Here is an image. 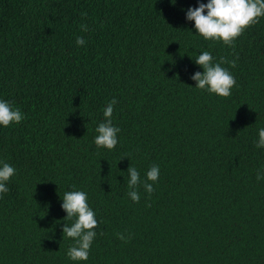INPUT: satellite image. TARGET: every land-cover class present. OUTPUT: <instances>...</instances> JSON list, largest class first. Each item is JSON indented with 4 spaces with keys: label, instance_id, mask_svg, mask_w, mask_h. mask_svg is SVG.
Instances as JSON below:
<instances>
[{
    "label": "trees",
    "instance_id": "1",
    "mask_svg": "<svg viewBox=\"0 0 264 264\" xmlns=\"http://www.w3.org/2000/svg\"><path fill=\"white\" fill-rule=\"evenodd\" d=\"M200 2L0 0V100L24 114L0 125V162L16 169L0 194V264H264V16L230 47L186 19ZM203 51L225 58L229 97L191 79ZM113 98L108 150L95 129ZM73 190L98 220L86 261L63 237Z\"/></svg>",
    "mask_w": 264,
    "mask_h": 264
},
{
    "label": "clouds",
    "instance_id": "2",
    "mask_svg": "<svg viewBox=\"0 0 264 264\" xmlns=\"http://www.w3.org/2000/svg\"><path fill=\"white\" fill-rule=\"evenodd\" d=\"M176 0H172L175 4ZM207 13L205 14V10ZM264 16V0H208V3L200 2L198 7H190L186 11V19L195 21V28L205 39L222 40L225 45L232 46L244 30L250 25L258 23V18ZM84 31H88L87 26H83ZM78 45L85 44L83 37H77ZM195 63L202 66L203 72L197 71L191 76L197 81L195 85L201 90L217 94L221 97H229L231 89L236 84L234 76L228 69L222 67L225 58L214 63V57L209 51H203L196 58ZM235 66V61H232ZM117 103L113 98L103 109L104 120L98 124L95 131V145L98 148L113 150L118 143L117 134L121 131L119 127L113 125L112 115L114 106ZM24 119V114L11 102L0 100V125L8 127L12 123L19 124ZM256 147H264V128L259 129V139ZM130 157V156H124ZM122 157L121 159H123ZM0 194L9 191L7 182L15 174L16 169L6 162H0ZM128 196L136 203L140 201V195L136 190L141 184L140 173L132 165L127 169ZM159 165H152L146 173V180L143 182L145 191L151 194L154 191L153 184L159 178ZM261 175L257 174V180ZM73 188L75 186L73 185ZM88 194L85 191H67L64 193L62 208L67 215L63 226V237L72 238L75 242L67 250V256L73 261H86L89 257L91 245L97 235L95 229L98 227V220L94 211L87 203ZM75 217V219H73ZM121 240H126L122 233L117 234Z\"/></svg>",
    "mask_w": 264,
    "mask_h": 264
}]
</instances>
